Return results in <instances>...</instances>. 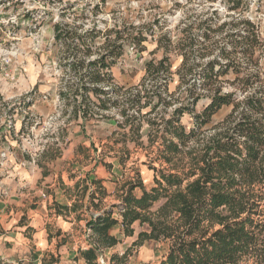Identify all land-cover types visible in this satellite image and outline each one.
Instances as JSON below:
<instances>
[{
    "label": "clouds",
    "instance_id": "clouds-1",
    "mask_svg": "<svg viewBox=\"0 0 264 264\" xmlns=\"http://www.w3.org/2000/svg\"><path fill=\"white\" fill-rule=\"evenodd\" d=\"M0 264H264V0H0Z\"/></svg>",
    "mask_w": 264,
    "mask_h": 264
}]
</instances>
